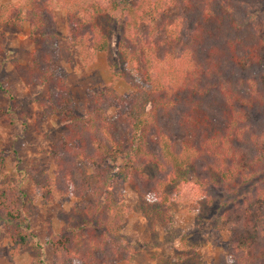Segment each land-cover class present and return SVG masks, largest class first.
Instances as JSON below:
<instances>
[{"label":"trees","instance_id":"16d2710c","mask_svg":"<svg viewBox=\"0 0 264 264\" xmlns=\"http://www.w3.org/2000/svg\"><path fill=\"white\" fill-rule=\"evenodd\" d=\"M57 8L83 60L110 53L112 42L98 21L119 15L118 51L136 78L114 74L134 90L131 96L111 88L89 100L85 116L74 114L68 85L51 70ZM0 12L5 25L26 20L41 35L42 48L21 72L49 88L52 113L68 123L55 145V176L36 182L33 192L46 207L92 198L81 216L51 234L48 259L32 231L33 201L17 186L3 185L0 220L12 257L32 246L36 264L133 263L139 247L124 234L133 209L118 195L130 184L153 229L171 220L177 200L211 205L222 193L211 225L230 237L228 264H264V0H23L1 5ZM110 95L121 102L129 142L104 106ZM151 164L158 167L153 180L146 171Z\"/></svg>","mask_w":264,"mask_h":264},{"label":"rangeland","instance_id":"374dc122","mask_svg":"<svg viewBox=\"0 0 264 264\" xmlns=\"http://www.w3.org/2000/svg\"><path fill=\"white\" fill-rule=\"evenodd\" d=\"M22 1L0 0V6H13ZM55 19L50 30L58 37L50 48L51 70L57 81L65 80L68 85L75 115L85 116L89 100L100 94L107 95L111 88L123 96L133 94L134 90L125 81H117L114 74V71L127 72L136 78L134 69L126 67L118 51L122 32L119 15L99 19L98 25L108 34L112 48L110 53L98 54L95 60H83L77 48L71 46L67 37L68 19L60 8L56 9ZM146 29L147 25H143L142 30ZM41 45V35L32 33L28 21L25 20L21 27L0 21V190L11 183L33 201L32 231L46 246L50 259L52 252L47 243L51 234L59 233L70 218L81 216L92 198L71 197L46 207L33 192L36 182L44 183L55 176V145L65 138L68 129V123L51 111L49 88L27 81L21 72V68L32 63L35 50L41 49ZM42 59L47 63L45 56ZM54 90L59 91L58 87ZM106 97L104 106L116 123L119 137L129 142L130 133L125 116L120 113V100L114 95ZM54 101H59L55 95ZM81 167L91 171L89 165ZM146 171L150 180L158 175V167L153 164ZM217 194V201L211 205L202 201L196 205L189 199L177 200L175 207L168 211L167 218L171 220L160 222L153 229L138 209L141 198L138 189L134 185H123L118 195L133 209L124 234L139 247V252L133 263L119 261L115 264H228L230 237L211 225L212 219L221 213L222 193ZM10 248L11 236L0 220V264H36L38 251L35 247H24L15 257L10 255Z\"/></svg>","mask_w":264,"mask_h":264}]
</instances>
